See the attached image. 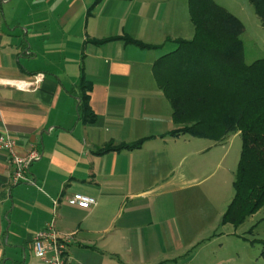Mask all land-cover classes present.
I'll return each instance as SVG.
<instances>
[{"label":"crops","instance_id":"1","mask_svg":"<svg viewBox=\"0 0 264 264\" xmlns=\"http://www.w3.org/2000/svg\"><path fill=\"white\" fill-rule=\"evenodd\" d=\"M194 33L188 0H0V127L18 154L39 152L32 182L13 185L0 150V264H43L33 240L52 220L73 234L66 264H196L199 252L207 264L206 244L183 243L158 203L186 175L176 162L184 135H170L173 108L153 65ZM39 72L34 88L9 83ZM83 77L93 122L71 93ZM75 193L96 204L80 207Z\"/></svg>","mask_w":264,"mask_h":264},{"label":"trees","instance_id":"2","mask_svg":"<svg viewBox=\"0 0 264 264\" xmlns=\"http://www.w3.org/2000/svg\"><path fill=\"white\" fill-rule=\"evenodd\" d=\"M248 1L264 26V0ZM188 8L194 36L175 40L177 47L155 61L153 74L173 108L177 128L170 135L221 141L233 133L240 134L235 196L222 219L225 224L238 226L264 207V57L245 61L241 39L245 24L215 0H188ZM91 91L92 84L85 77L71 91L77 99L79 117L86 122L96 119L90 106ZM140 145L136 142L115 150ZM259 242L264 259V239Z\"/></svg>","mask_w":264,"mask_h":264},{"label":"rangeland","instance_id":"3","mask_svg":"<svg viewBox=\"0 0 264 264\" xmlns=\"http://www.w3.org/2000/svg\"><path fill=\"white\" fill-rule=\"evenodd\" d=\"M215 1L245 24L241 35L245 61L263 58L264 26L253 5L248 0ZM168 47L165 53L176 48ZM179 143L180 162H176L186 177L166 183L160 191L162 215L175 216V228L183 243L196 240L195 244H206L207 264H264L263 245L259 242L264 239V207L238 226L222 220L235 196L234 182L242 150L240 134L233 133L221 141L186 134ZM173 186L176 191L170 194ZM190 249L183 260L196 248ZM196 264H205L200 252Z\"/></svg>","mask_w":264,"mask_h":264},{"label":"built area","instance_id":"4","mask_svg":"<svg viewBox=\"0 0 264 264\" xmlns=\"http://www.w3.org/2000/svg\"><path fill=\"white\" fill-rule=\"evenodd\" d=\"M44 78L45 74L39 72L32 75L31 79L10 81L9 83L21 89H29L38 86ZM16 142V139L6 129L0 127V150L7 153L13 185L32 182L30 167L39 157V152L35 148L25 155L18 154L15 151ZM71 201L83 208H89L96 204L94 197L81 193H75L71 197ZM72 239L73 234L60 232L55 226V221L52 220L36 233L33 240L34 253L43 264H66L68 247Z\"/></svg>","mask_w":264,"mask_h":264}]
</instances>
